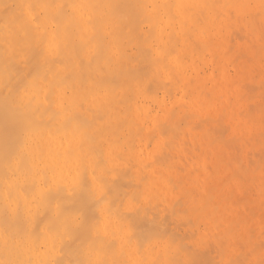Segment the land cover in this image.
Instances as JSON below:
<instances>
[{
  "label": "clouds",
  "instance_id": "clouds-1",
  "mask_svg": "<svg viewBox=\"0 0 264 264\" xmlns=\"http://www.w3.org/2000/svg\"><path fill=\"white\" fill-rule=\"evenodd\" d=\"M233 29L264 69V0H0V264H264Z\"/></svg>",
  "mask_w": 264,
  "mask_h": 264
},
{
  "label": "bare ground",
  "instance_id": "bare-ground-1",
  "mask_svg": "<svg viewBox=\"0 0 264 264\" xmlns=\"http://www.w3.org/2000/svg\"><path fill=\"white\" fill-rule=\"evenodd\" d=\"M240 36V37H239ZM246 39V36H245V34H244V32H243V29H240V30H236V29H233V31L229 34V35H226L225 37H224V39H223V45H222V50H221V53H220V57H219V63H220V65L223 67V68H227L228 67V65H238V64H254V70H255V73H256V76H255V79L256 80H258L259 79V74H260V72L262 71V70H264V69H262L261 68V64H260V62H259V59H258V57H256L255 56V54L252 52V51H250L249 49H246V48H243V47H240V45H239V42H241V41H243V40H245ZM197 47H198V45H197ZM243 52V53H242ZM243 55V56H242ZM257 55H258V52H257ZM214 74H216V76H219L220 75V70L218 69L217 70V72H215ZM218 74V75H217ZM246 81V80H245ZM247 85L249 84V83H246ZM250 85V84H249ZM244 86V85H243ZM241 87V86H240ZM257 87V89H258V86H256L255 84H254V87H253V89H251V91H253L255 88ZM242 90H244L243 88H241ZM256 89V90H257ZM247 91H245L244 92V94L246 93ZM255 91H253L252 93H254ZM257 92V91H256ZM255 92V93H256ZM250 93V92H249ZM249 93H247V94H245V95H248ZM251 93V94H252ZM251 94H249L248 96H251ZM254 95V94H253ZM249 106V105H248ZM252 107V109H250ZM251 107L247 110V116H248V114H249V118L250 117H252V113H249L250 112V110L253 112L254 110L257 112L258 110H257V108H256V105L254 106H252L251 105ZM254 108V109H253ZM255 111H254V113H255ZM255 118V116L254 117H252V119H254ZM209 123V126L211 127V122L209 121L208 122ZM258 127V126H257ZM256 127V130L258 129ZM252 128H254L255 129V126H253ZM215 131L217 132V133H219V131H220V127L218 126L216 129H215ZM255 131V130H254ZM252 133H253V131H252ZM259 133V132H258ZM253 134H255V133H253ZM260 134V133H259ZM259 134H255V135H253V138L255 139V138H257V139H255V141H254V143H253V146L256 148V147H258L259 149H260V151H261V143H260V135ZM252 135V134H251ZM257 136V137H256ZM251 137L252 136H250V139H251ZM253 139V140H254ZM249 145H251V143L249 144ZM237 147V145L235 144H233V146H231V148L233 147V148H235V147ZM253 146L251 147L250 146V148H253ZM232 148V150H234ZM237 148H235V150H236ZM259 149L257 150L258 152H257V157L255 156V158H257V161L262 157L261 155H258V154H261V153H259ZM254 151H256L255 149H254ZM253 151V153L254 154H256V152H254ZM251 162V161H250ZM254 214L256 215V212H254ZM258 220V219H257ZM253 231V230H252ZM252 234H253V232H252ZM256 235V234H255ZM255 235H253V237H255ZM252 237V236H251ZM258 237V236H257ZM256 238V237H255ZM254 238V239H255ZM260 241V240H259ZM263 242H264V240H263ZM262 243V242H261ZM258 244H259V242H258ZM264 244V243H263ZM242 245V244H241ZM259 246V245H258ZM260 246H261V244H260ZM241 247H243V245L241 246ZM214 251V250H213Z\"/></svg>",
  "mask_w": 264,
  "mask_h": 264
},
{
  "label": "rangeland",
  "instance_id": "rangeland-1",
  "mask_svg": "<svg viewBox=\"0 0 264 264\" xmlns=\"http://www.w3.org/2000/svg\"><path fill=\"white\" fill-rule=\"evenodd\" d=\"M239 37H240V36H239ZM242 53H243V52H242ZM242 56H243V55H242ZM229 66H230V65H228V67H229ZM225 74H226V73H225ZM213 75H216V74L213 73ZM217 75H218V74H217ZM246 83H249L250 85H249V84L247 85ZM243 85H244V86H243ZM255 85L258 86L257 84H255ZM240 86H241L240 88H243V89H244L243 92L247 91L245 94H247V93H249V92H250L249 94H251L253 91H255V92L257 91L256 93H255V92L252 93L251 96H252L253 94L256 95V94L258 93V91H259V88L257 89V87H256L253 91H251V89H253V87H254V84L251 83V82L248 81V80H246V81H244L243 83H241ZM256 89H257V90H256ZM249 94H248V95H249ZM252 106H253V105H252ZM254 106H255V105H254ZM250 107H251V105L248 106V109H249ZM256 108H257V107H256ZM248 109H247V110H248ZM250 109H252V107H251ZM253 109H254V108H253ZM254 111H255V110H254ZM254 111L252 112V111L250 110V112H249V113H252V114H253L252 117H254V116L256 117V115H257V112L255 111V113H254ZM248 116H249V114H248ZM252 117H250V118L252 119ZM252 127H253V126H252ZM256 127H257V126H255V129L252 128V131H253V133H255V134H256V133L259 134V133H260V129H259V127H257L258 129L256 130ZM254 130H255V131H254ZM258 132H259V133H258ZM253 133L251 132V134H252V135H251L252 137H251V139H250V143H251V145H249V147H250V146L252 147V146H253V143H254V141H255V139H257V138H255V139L253 138V135H255V134H253ZM259 135H260V134H259ZM256 137H257V136H256ZM253 139H254V140H253ZM250 143H249V144H250ZM234 145H235V144H234ZM232 146H233V145H232ZM234 147H235V146H234ZM232 148H233V147H232ZM235 148H237V147H235ZM235 148H233V149L235 150ZM254 149H255L256 151H254ZM258 149H259L258 147L255 148L254 146H253V148H251L252 151L256 152V154H254L255 156L257 155V152H258L257 150H258ZM236 150L238 151V148H237ZM260 152H261V151H260V149H259V153H260ZM258 155H261V154H258ZM261 156H262V155H261ZM256 157H257V156H256ZM261 158H262V157H261ZM261 158H260V159H261ZM260 159H259V160H260ZM256 160H257V158H256ZM250 163H253V161H251ZM255 212H256V220L258 219V220H257V223H259V221H260V219H261V215H260L258 209L255 210ZM252 232H253V234H252ZM255 234H256V233H255V230L251 231V236H252V238H255V237H256V238H255V241H256L257 246H258V245L260 246V244H261V246H264V244H263V243H264L263 240H261V239H260L259 237H257ZM253 235H255V237H253ZM259 240H260V241H259ZM258 242H259V244H258ZM261 242H262V243H261ZM242 245H243V244H242ZM242 245H241V246H242Z\"/></svg>",
  "mask_w": 264,
  "mask_h": 264
}]
</instances>
